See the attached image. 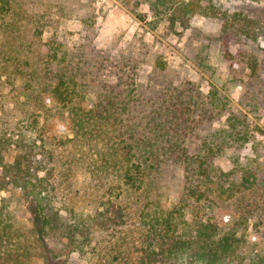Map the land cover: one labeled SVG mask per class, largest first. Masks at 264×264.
<instances>
[{
	"label": "trees",
	"instance_id": "1",
	"mask_svg": "<svg viewBox=\"0 0 264 264\" xmlns=\"http://www.w3.org/2000/svg\"><path fill=\"white\" fill-rule=\"evenodd\" d=\"M147 1L154 14L168 15L173 25H185L184 15L196 9L202 13L210 9V13L221 17L224 27L234 23L251 29L256 26L253 19L239 13L229 15L198 0ZM3 11L12 17L3 22V30L10 35L9 44L13 47L0 48V77L5 75L7 83L17 77L24 80L28 86H24V91L30 98L27 102L45 115L49 103L62 104L68 114L64 120L75 133L80 130L87 133L91 124H98L97 129L111 126L121 144V179L128 188H139L148 194L147 187L155 182L165 164H173L181 172L183 186L175 201L168 205L156 198L143 201L139 211L141 233L135 249L117 250L113 257L98 254L93 264H229L239 250L250 247L251 239L246 232L252 206L249 202L241 205L232 202L234 184L230 178L224 188L223 170L215 176L221 184L213 180L215 160L249 140L246 113L219 108L216 88L203 94L190 82L162 89L157 101L145 99L128 75L118 76L115 83H100L83 113L75 99L95 86L87 82V77L100 68L97 61L89 62L87 54L92 49H86V45L69 48L59 42L51 43L50 39L34 42L29 36L38 26L31 34L25 31L32 28L31 21L37 18H30L20 0H1L0 12ZM241 36L256 38L249 29ZM29 52L38 54L39 63L26 60ZM23 56L26 57L21 63L26 60L31 69L19 65ZM239 63L242 65V60L230 64V79L245 88L242 71L236 72ZM116 67L121 70V66H112ZM34 85L45 90L50 98L40 100L42 106L36 99L38 92L32 88ZM257 100L253 97L244 104L255 105ZM225 114V125L215 127L216 119ZM37 140L34 132L17 122L9 125L0 112V193L8 192L6 197L0 196V264H63L64 257L82 252L91 243L95 230L125 221L120 204L112 199L102 200V208L92 212L73 207L63 212L56 208L54 204L62 195L53 180L40 174L43 165L38 157ZM10 146L15 147L16 154L11 162H6L4 151ZM103 151L99 152L101 156L105 154ZM108 156L117 157L110 152ZM241 170L237 182L240 193L256 191L259 186L256 170L252 167ZM213 182L216 186H212ZM214 202L217 208L213 207ZM123 251L128 253L122 255ZM250 260V264H255L254 256L250 255Z\"/></svg>",
	"mask_w": 264,
	"mask_h": 264
},
{
	"label": "rangeland",
	"instance_id": "2",
	"mask_svg": "<svg viewBox=\"0 0 264 264\" xmlns=\"http://www.w3.org/2000/svg\"><path fill=\"white\" fill-rule=\"evenodd\" d=\"M20 1L30 18H37L32 19V28L25 31V34H31L38 26V30L29 36L34 42L50 39L51 43L59 42L69 48L86 45V49H95L87 54L89 62L97 61L100 66L87 77V82L95 86L75 99L83 113L100 83H115L120 75H128L145 99L157 101L162 89L190 82L203 94L216 88L219 108L246 113L249 140L215 160L213 180L216 181L215 176L223 170L226 173L223 175L226 181L222 182L224 188L230 178L234 184V198L228 200L240 205L249 202L252 206L246 232L251 239L250 247L239 250L229 264H250V255L254 256L255 264H264V0H198L201 4H212L225 10L229 15L239 13L255 20L254 29L238 23L224 27L221 17L210 13V9L203 13L196 9L184 15L185 25H173L168 15L154 14L147 0ZM11 18L9 12H0V48L13 47L9 44L10 35L3 30V22ZM248 29L254 31L256 38L241 36ZM25 57L18 63L26 70L30 68L26 60L31 64L39 63L36 52H29L28 58L21 63ZM238 59L242 60V65L239 63L236 72L242 71L245 88L241 87L242 83L230 79V64ZM11 61L8 60L9 66H12ZM112 66H121V70ZM24 86L28 87L20 77L12 83L6 82L5 75L0 77V112L9 125L17 122L36 134L37 144H40L38 157L42 158L43 165L40 174L53 180L62 195L55 207L63 212L70 207L92 212L102 208V200L112 199L120 204L125 220L104 230H95L91 243L82 252L64 257L63 264H93L98 254L113 257L117 250H134L139 244V211L143 201L156 198L163 205L175 201L183 186L179 168L165 164L155 182L147 187L148 194L139 188L126 187L121 179V144L114 137L111 126L97 129L98 124H91L87 133L83 130L75 133L64 120L68 114L62 104L49 103L45 115L26 101L30 98L26 96ZM32 88L38 92L39 103L50 99L38 85ZM253 97L258 98L255 105L244 104ZM225 117L226 114L216 119L214 126H224ZM102 150H105L104 156L99 153ZM109 152L117 157L110 159ZM15 154V147H8L4 151L5 161L11 162ZM241 167L256 170L259 185L256 191L240 193L237 182ZM216 183L219 185L221 181ZM7 195L8 192L0 193V196ZM213 207L217 208L215 202ZM126 253L123 251L122 255Z\"/></svg>",
	"mask_w": 264,
	"mask_h": 264
}]
</instances>
